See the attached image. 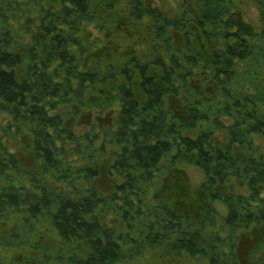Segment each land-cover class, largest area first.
Wrapping results in <instances>:
<instances>
[{"label":"trees","instance_id":"obj_1","mask_svg":"<svg viewBox=\"0 0 264 264\" xmlns=\"http://www.w3.org/2000/svg\"><path fill=\"white\" fill-rule=\"evenodd\" d=\"M194 1L129 0L140 59L88 41L114 0H0V264H264V1Z\"/></svg>","mask_w":264,"mask_h":264},{"label":"rangeland","instance_id":"obj_2","mask_svg":"<svg viewBox=\"0 0 264 264\" xmlns=\"http://www.w3.org/2000/svg\"><path fill=\"white\" fill-rule=\"evenodd\" d=\"M145 4L149 5L154 10L169 16L170 18H176L177 15L183 9L187 11L188 8H192L195 5L194 0H144ZM264 1V0H263ZM184 5V6H183ZM113 8L115 10L102 12L98 17V23L95 25H89L86 28V35L88 36V41L90 44H94L95 49L97 50L101 47V50L104 52V57L111 54L127 56L128 51L124 49V45H130L134 49V55L139 56L140 59L143 55H148L152 57L151 50L152 48V33L149 29V25L144 22L132 21L128 16L129 9V0H114ZM242 12L244 19L249 22L257 23L258 21V4L254 2L242 3ZM118 23V25L116 24ZM114 46L113 50H106L104 47ZM110 53V54H109ZM127 58V57H126ZM177 171L181 179L179 184L182 188L181 193L186 195V201L176 202L177 205L181 208L185 206V203L188 201V198H195L197 192L203 191L204 177L201 171L195 167L190 166H178ZM242 190V189H241ZM238 188L232 189L234 192L241 191ZM231 191V189H230ZM155 197V194H153ZM214 207L220 214V216L225 215L224 207L215 203ZM46 235V234H44ZM244 249L246 255L247 249L249 247L240 246ZM152 256L146 255L142 259L136 260L133 263L129 264H151ZM168 264H206L203 261L191 260L188 257H182L180 259L170 260Z\"/></svg>","mask_w":264,"mask_h":264}]
</instances>
